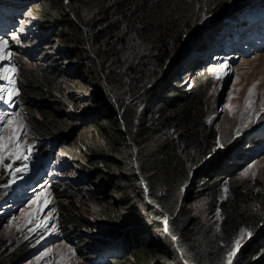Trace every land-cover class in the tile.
Instances as JSON below:
<instances>
[{
	"label": "rangeland",
	"instance_id": "rangeland-1",
	"mask_svg": "<svg viewBox=\"0 0 264 264\" xmlns=\"http://www.w3.org/2000/svg\"><path fill=\"white\" fill-rule=\"evenodd\" d=\"M2 1L0 5L9 6L16 14L22 7L23 12L13 32L17 38L11 39L13 33L3 37L8 41L4 54L10 52L11 56L0 60V75L6 67L14 66L16 71L7 73L10 80L0 78V88L6 89L0 93L3 95L0 115L5 117L0 120V135L8 137L17 132L21 144L27 142L33 146L24 150L26 155L30 152L29 159L6 158L4 164L12 167L0 166V241L5 242L3 249L10 247L4 264H89L90 248L101 255L107 252L114 256L124 249L118 239L125 244L130 241L125 237L134 234L135 230H140L143 236H156L158 224L151 221L148 209L137 196L138 191L134 193L130 188L131 208L121 214L125 220L112 227L102 219L105 203L119 195L104 193L102 186L107 185L106 176L104 181L102 176L96 178L98 169L92 168L87 161L86 144L94 134L98 138L97 131L84 127L85 119L92 113L87 106L93 85L87 62L80 57L72 58V53L66 49L69 44H74V40L67 43L64 39L69 31L61 27L60 20H41V10H50L45 0H30L27 7L19 0ZM153 1L156 11L149 13L152 19L177 16L184 20L188 52L170 64L168 72L185 76V72L198 69L200 73H208L212 80L209 119L217 131L220 151L210 166L219 170L225 167L224 172L229 175L225 179L229 178L234 186L245 189L250 198L251 194H258L260 204L254 202L256 207L250 210H261L264 207V144L260 140L264 133V103L257 108L260 104L257 98L264 91V49L237 56L231 51L236 41H230L226 35L238 34V28L230 30V27L239 18L263 13L264 0ZM80 2L89 7V11L83 10L86 17H92V12L97 13L99 0ZM2 11L3 7L0 13ZM44 27L61 35L56 38L50 34L38 43V29L44 31ZM151 33L148 31V35ZM127 39L131 50L134 49L133 41ZM31 49H35V54ZM149 64L143 63V66L147 69ZM43 78L48 80L45 82ZM10 92L16 94L9 96ZM20 125L26 127L20 129ZM39 130H44L45 134H40ZM100 136L104 139L107 135L101 133ZM54 137L59 139L54 153L57 160L48 170H43L38 160L39 149L50 152L51 148L44 147L43 142ZM108 153L114 158L118 155ZM24 165L28 166L27 171H15ZM13 180L15 183H11ZM187 187V184L183 185L184 190ZM58 193L65 197H59ZM205 203L203 198L196 202L195 212L199 218L204 216ZM169 218V222L174 219L173 215ZM72 222L81 225L70 226ZM256 236L259 240L264 238V224ZM137 247L138 244L132 248ZM122 257L109 260V264L135 262L130 256L122 262ZM143 257L145 264H156L154 257Z\"/></svg>",
	"mask_w": 264,
	"mask_h": 264
},
{
	"label": "trees",
	"instance_id": "trees-1",
	"mask_svg": "<svg viewBox=\"0 0 264 264\" xmlns=\"http://www.w3.org/2000/svg\"><path fill=\"white\" fill-rule=\"evenodd\" d=\"M45 1L50 10H41V20H60L69 31L64 39L74 40L66 48L69 54L90 68L93 94L87 107L92 113L84 127L97 131L98 138L94 134L86 144L87 161L98 169L96 178L104 181L106 176L104 193L119 195L105 203L102 219L112 227L125 220L121 214L131 208L130 188L138 191L151 221L158 224L154 237L140 230L126 236L130 241L121 261L130 256L133 264H145L143 256L149 255L156 264H264V238L256 236L264 224V207L250 210L254 202L260 204V197L253 193L250 198L225 179V167L210 166L220 151L209 119L210 75L198 69L185 76L168 72L169 65L188 52L184 20L152 19L153 0H99L92 17L83 13L89 7L82 0ZM48 30L56 38L61 35ZM101 133L107 136L103 139ZM108 151L118 155L114 158ZM200 198L207 202L202 218L195 212ZM166 213H173L174 219L163 234L159 220ZM4 246L0 241V264L9 255L10 247Z\"/></svg>",
	"mask_w": 264,
	"mask_h": 264
},
{
	"label": "snow or ice",
	"instance_id": "snow-or-ice-1",
	"mask_svg": "<svg viewBox=\"0 0 264 264\" xmlns=\"http://www.w3.org/2000/svg\"><path fill=\"white\" fill-rule=\"evenodd\" d=\"M67 2V0H66ZM16 34L13 33L11 36V39L15 40ZM8 46V41L6 39H4L3 37H0V60H4L6 58H10L11 53H7V55L4 54V50L7 48ZM16 69L15 67H6L3 69V75H0V78L2 79H8L10 80V77L7 75L8 72H15ZM254 87V86H253ZM4 91H6V89H2L0 88V93H3ZM252 93V89L249 90V95H251ZM15 92H10L9 96L11 95H15ZM0 99H3V95H0ZM250 105V101L248 102ZM5 117L3 115H0V120H4ZM9 123H11V121H9ZM5 127H7V125H5ZM24 127H26L25 125H20L19 128L23 129ZM17 132H13L12 135L8 136V137H4L2 135H0V166L2 167H7V168H11L12 165L11 164H4V160L6 158H10L13 160H27L30 158V152L28 155L25 154V149H31L33 146L27 144V142L21 144L18 140H17ZM28 166L24 165L22 168H17L15 171L16 172H25L27 171ZM246 174V173H245ZM11 183H15V181L13 180ZM5 187H8V185H5ZM37 199H39V197H37ZM35 203V201L33 202ZM45 203H50L49 201H46ZM52 212H55V209H52ZM51 212L49 213V216H51ZM243 232L244 230H242V236H243ZM250 235V233H249ZM237 246V248L239 247V243L240 241L237 240L234 242ZM51 251V250H49ZM232 255H234V252H230L229 253V257H231Z\"/></svg>",
	"mask_w": 264,
	"mask_h": 264
},
{
	"label": "clouds",
	"instance_id": "clouds-1",
	"mask_svg": "<svg viewBox=\"0 0 264 264\" xmlns=\"http://www.w3.org/2000/svg\"><path fill=\"white\" fill-rule=\"evenodd\" d=\"M19 1L22 4H26L25 7H27L29 5V2H30V0H19ZM0 2H3V1L0 0ZM2 7H3V9H4V7L10 8L9 6H7V5H5L3 3L0 5V8H2ZM19 11L20 12H18V14L15 13V16L17 18H19V20H21V18H22L21 14L23 12V7L20 8ZM44 28H45L44 31H41L40 29H38L39 30V37H40V40L37 41L38 43H41L42 41H44L47 38H49L50 31L48 30V28H46V27H44ZM2 37H9V36H2ZM19 45H21V44H19ZM30 51L35 54V49H31ZM225 51H226L225 48L224 49L222 48V53H225ZM261 136H262V138H261L260 141L264 144V133ZM44 137H47V136H44ZM58 142H59V139H57L56 137L52 138L48 142L47 141L43 142V146L44 147H49L51 149H50V152L49 151L46 152L44 149H39L40 155L38 157V160H39V162L41 164V168H43V164H45V159H47L46 161H48L49 165H52L57 160L56 159L57 155H55L54 153L56 152V149L58 147ZM29 181H30V179H29ZM29 181H27L26 184L29 183ZM31 182H33V181H31ZM166 214H168L167 217L165 216ZM166 214L159 220V224H160L161 231H162L163 234L167 233L168 228H169V224L171 223V222H169V220H170L169 217L171 215H173V213H166ZM173 217H174V215H173ZM118 242L122 245V248L125 247L124 246L125 244L122 243L121 238L118 239ZM123 251L125 252V249H123L120 254L115 253L114 256H109L107 254V252H105L104 254L101 255V254H99V251H95V250H92L90 248L89 249V253H90L89 264H109V260L114 259V258L116 259V258H119V257L123 256V254H124Z\"/></svg>",
	"mask_w": 264,
	"mask_h": 264
},
{
	"label": "bare ground",
	"instance_id": "bare-ground-1",
	"mask_svg": "<svg viewBox=\"0 0 264 264\" xmlns=\"http://www.w3.org/2000/svg\"><path fill=\"white\" fill-rule=\"evenodd\" d=\"M256 25H257V24H255L254 26H256ZM232 26H233V25H232ZM232 26L230 27V30H231ZM228 34H229V33H228ZM228 34H227V35H228ZM227 35H226V36H227ZM257 100H259V103H260V104L258 103L259 105L257 104V105H258L257 108H259V107H260L261 105H263V103H264V91L259 95V97L257 98ZM49 150H50V149H49Z\"/></svg>",
	"mask_w": 264,
	"mask_h": 264
}]
</instances>
